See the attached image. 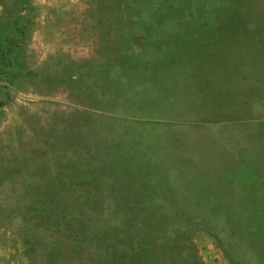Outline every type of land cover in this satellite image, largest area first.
I'll use <instances>...</instances> for the list:
<instances>
[{"label": "rangeland", "instance_id": "obj_1", "mask_svg": "<svg viewBox=\"0 0 264 264\" xmlns=\"http://www.w3.org/2000/svg\"><path fill=\"white\" fill-rule=\"evenodd\" d=\"M0 264H264V0H0Z\"/></svg>", "mask_w": 264, "mask_h": 264}]
</instances>
